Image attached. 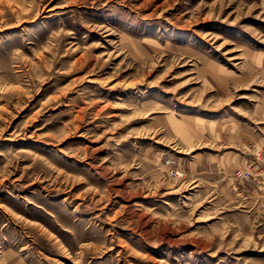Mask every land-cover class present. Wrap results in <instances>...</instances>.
<instances>
[{"label":"rangeland","instance_id":"1","mask_svg":"<svg viewBox=\"0 0 264 264\" xmlns=\"http://www.w3.org/2000/svg\"><path fill=\"white\" fill-rule=\"evenodd\" d=\"M254 166L264 0H0V264H264Z\"/></svg>","mask_w":264,"mask_h":264},{"label":"built area","instance_id":"2","mask_svg":"<svg viewBox=\"0 0 264 264\" xmlns=\"http://www.w3.org/2000/svg\"><path fill=\"white\" fill-rule=\"evenodd\" d=\"M170 172L176 177L183 175L175 167H170ZM256 173L258 175H261L260 179H261L262 183L264 184V169L261 166H259L257 169L255 168V166L254 167H249L247 169H239L236 172V177L239 178V179H254Z\"/></svg>","mask_w":264,"mask_h":264}]
</instances>
